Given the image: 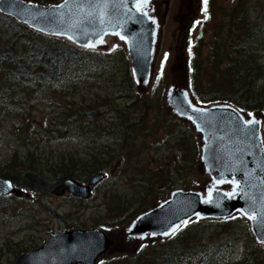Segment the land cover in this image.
<instances>
[{
	"label": "trees",
	"instance_id": "trees-1",
	"mask_svg": "<svg viewBox=\"0 0 264 264\" xmlns=\"http://www.w3.org/2000/svg\"><path fill=\"white\" fill-rule=\"evenodd\" d=\"M51 5L59 0H24ZM205 18L191 28L184 29L186 60L181 58L172 65L173 70L185 71L192 96L197 104H230L250 115L264 114V4L254 5L239 1L230 10H223L217 0H203ZM258 20L253 11H261ZM223 16H217V12ZM252 14V15H251ZM209 38V40H208ZM207 53L206 54V48ZM182 72V71H181ZM159 80L155 81L151 96L137 92L132 80L130 64L124 50L114 52L83 50L67 41L49 37L29 29L13 18L0 13V118L13 112L17 118L33 125L35 97L55 100L56 96L83 86L108 91L107 97L99 96L79 106L63 105L58 117L60 134L73 128L83 129L89 140L101 141L109 137L115 147L79 154L62 155L59 161L44 160L29 152L22 158L21 170L12 165L0 172V178L11 181L17 188L28 191H44L45 175L58 182L73 179L85 184L94 174L107 175L110 164L117 165L118 178L129 179L134 192L107 195L105 212L116 222L94 220V224L111 231L127 223L142 209L156 203V195L162 200L178 183L175 175L187 171L190 180L184 185L199 183L196 164L200 149L198 135L187 123L172 118L164 110ZM33 95V97H32ZM107 99L108 104L101 101ZM100 103L99 108L97 105ZM73 104V103H71ZM117 104L118 106H115ZM104 113H112L116 121L102 124ZM14 116V117H15ZM82 124V125H81ZM160 134L164 142L154 143L157 152L174 143L177 159L172 167L160 157L156 169L138 168L144 157L135 153L138 141L144 150H152V136ZM151 144V145H150ZM140 152V150H139ZM147 170L148 172H146ZM160 186V190L155 187ZM131 197V198H130ZM21 201L15 196L2 197ZM156 198V199H157ZM126 212H130L126 216ZM244 231L249 246L244 256L235 251ZM238 258V259H235ZM264 264V247L256 245L246 221L240 216L226 220L193 221L182 227L172 238L144 244L136 253L122 252L114 259L99 264Z\"/></svg>",
	"mask_w": 264,
	"mask_h": 264
},
{
	"label": "water",
	"instance_id": "water-1",
	"mask_svg": "<svg viewBox=\"0 0 264 264\" xmlns=\"http://www.w3.org/2000/svg\"><path fill=\"white\" fill-rule=\"evenodd\" d=\"M158 1L60 0L43 5L0 0V13L83 50L107 51L110 42L116 41L124 48L135 90L144 93L152 85L160 51L163 23ZM181 71L173 70L164 105L173 118L189 123L198 135V169L206 176L204 185L199 190L173 189L165 200L140 212L124 227V240L123 231L117 239L99 227L54 232L15 264H98L122 243L137 252L146 242L170 239L194 220H226L237 215L246 221L255 242L264 245V115H246L225 103L197 104L188 76ZM104 178L103 173L94 174L86 185L68 179L51 193L89 199ZM24 194L0 178V196Z\"/></svg>",
	"mask_w": 264,
	"mask_h": 264
},
{
	"label": "rangeland",
	"instance_id": "rangeland-1",
	"mask_svg": "<svg viewBox=\"0 0 264 264\" xmlns=\"http://www.w3.org/2000/svg\"><path fill=\"white\" fill-rule=\"evenodd\" d=\"M239 1H244L252 5L257 3V1L260 4H264V0H217V5L223 10H230ZM186 2L187 0H159L156 2L157 10L163 23L160 37V51L156 59L152 85L146 92H140L141 94L151 96L154 83L156 80H159L160 90L157 92L156 97L161 91L162 104L169 116L171 115L165 108L164 96L170 78L173 76L172 65L181 58L184 60L187 58L185 53L186 42L184 41H187L188 36L185 37L184 29L186 31H189L191 28L193 29V27L197 26L205 18L203 14V0H188L187 6ZM216 14L220 18L223 16L219 11ZM252 14L253 19L258 20L259 16L261 14L263 15V12L262 10L253 11ZM117 47H121L124 50L122 45L116 41H111L110 49L104 52H114ZM207 49L208 47L206 48V54H208ZM262 55L264 61V52H262ZM107 93L108 91L105 89L99 90L83 86L80 89L61 93L60 96L55 97L53 102H50V99L47 100V98L35 97L36 109L32 115L34 118L33 125L30 122L22 120V118H17L13 112H5L4 116L0 118V172L8 169V164L11 163L10 160L14 157L18 158V161L12 166L17 168V170H21V160L29 152L40 156L44 160L54 159V161H59L62 155L72 152L83 155L92 150H98V147L103 149L115 147L112 145L113 139L109 137L95 142L89 140L86 135H83V129L79 127V124L78 129L73 128L68 133L60 134L58 132L60 130L59 121H61L58 115L63 111V105L70 104L78 108L81 105L92 102V100L99 101V96L103 98L105 96L107 97ZM100 103L102 105L108 104L107 99L105 101L100 100ZM100 103L97 105V108H99ZM102 105L100 107L105 109ZM115 106L118 105L115 104ZM104 114L105 116L101 117V123L105 124V126L112 125L116 121L117 114L114 116L112 113ZM171 117L173 118V116ZM187 124L191 126L189 123ZM147 140L152 144V150H144L141 147V141H138L136 146L132 148L135 151L132 154L140 153L144 157L143 160L139 161L138 168L156 169L159 164H165L164 162H159L160 157L157 161L155 160L158 156L157 153H160L168 166L172 167V160H176L178 155L177 150L173 148L174 143L170 147L169 145L164 146L157 152L154 143L164 142L163 137L158 134L157 136H152V140L149 138ZM110 166L109 173L89 199L76 198L69 193L63 196L53 195L51 191L58 185V182L51 175H45L47 187L44 191H28V194L22 196L21 201L10 198L8 203L0 197V264H15L16 260L23 253L41 247L52 237V233L54 232L60 233L79 228L91 229L99 227L94 224V220L97 219L104 220L108 223L116 222L105 212V203L108 201L106 196L112 193H120L122 197H125V194L134 192L133 187L135 185H132L128 178H118L116 164H110ZM196 167L199 176L198 184L193 186L184 185L182 183L183 180L189 181L190 177L186 175L187 171L183 170L181 171V175H175V178L180 183L176 184L171 191L173 189L186 190L193 188L199 190L206 182V176L199 171L198 163ZM145 171L148 172L147 170ZM155 189L160 190V186L155 187ZM171 191H168L162 200H165ZM157 196L155 197L156 203L142 209L137 214L161 202L162 200H159ZM129 214L130 212H126V216ZM136 215L127 223L122 224V226L113 228V230L111 229L110 233L115 238L117 236L120 237L124 227ZM124 233L125 231L122 233V239L124 238ZM239 234L240 238L238 239L235 253L236 255L244 256L249 246L247 242L248 238L244 231L239 232ZM253 241L256 245L264 247V245L256 243L254 239ZM118 247V250L101 260L114 259V256H118L122 252L129 254L136 253L135 251L130 252L133 246L129 247L126 243H122ZM121 247L126 249L119 251ZM232 264H235V262Z\"/></svg>",
	"mask_w": 264,
	"mask_h": 264
},
{
	"label": "snow or ice",
	"instance_id": "snow-or-ice-1",
	"mask_svg": "<svg viewBox=\"0 0 264 264\" xmlns=\"http://www.w3.org/2000/svg\"><path fill=\"white\" fill-rule=\"evenodd\" d=\"M65 2L67 3V0H65ZM205 4H207V0H205ZM142 5H138V7H141ZM61 7H63V5H61ZM121 38H123V37H121ZM193 111H198L197 109H193Z\"/></svg>",
	"mask_w": 264,
	"mask_h": 264
},
{
	"label": "flooded vegetation",
	"instance_id": "flooded-vegetation-1",
	"mask_svg": "<svg viewBox=\"0 0 264 264\" xmlns=\"http://www.w3.org/2000/svg\"><path fill=\"white\" fill-rule=\"evenodd\" d=\"M13 185H14V184H13ZM14 186H15V185H14ZM15 187H16V186H15ZM16 188H17V187H16ZM94 192H95V191H94ZM93 194H94V193H93ZM93 194H92V195H93ZM12 196H13V195H12ZM7 197H8V196H7ZM20 198H22V197H20Z\"/></svg>",
	"mask_w": 264,
	"mask_h": 264
}]
</instances>
